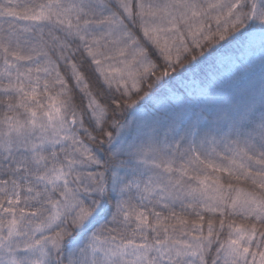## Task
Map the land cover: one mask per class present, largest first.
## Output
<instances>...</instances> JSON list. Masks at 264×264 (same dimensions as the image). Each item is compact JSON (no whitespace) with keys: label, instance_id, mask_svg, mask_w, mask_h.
Instances as JSON below:
<instances>
[{"label":"snow or ice","instance_id":"6c2138e0","mask_svg":"<svg viewBox=\"0 0 264 264\" xmlns=\"http://www.w3.org/2000/svg\"><path fill=\"white\" fill-rule=\"evenodd\" d=\"M0 264H264V0H0Z\"/></svg>","mask_w":264,"mask_h":264}]
</instances>
